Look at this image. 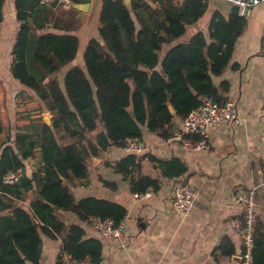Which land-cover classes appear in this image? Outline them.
Masks as SVG:
<instances>
[{
    "label": "trees",
    "instance_id": "1",
    "mask_svg": "<svg viewBox=\"0 0 264 264\" xmlns=\"http://www.w3.org/2000/svg\"><path fill=\"white\" fill-rule=\"evenodd\" d=\"M3 4L0 0V22ZM54 5L14 0L19 27L11 49L10 75L34 94L50 118L49 123L42 118L33 120L0 146V264H38L43 235L60 237V250L74 258L88 256L93 264H99L101 242L86 237L80 225L65 224L58 215L70 212L80 222L90 216L118 222L126 210L92 196L76 200L67 184L87 179L88 156L97 157L110 146H121L125 138L141 139L143 127L166 139L174 117L182 120L204 97L213 96L224 104L227 99L222 94L229 91L230 84L223 81L218 88L213 79L231 63L237 40L247 27L245 16L226 19L216 12L205 31L196 30L186 42L172 44L202 17L208 0L178 4L174 0H131L130 11L121 0H101L98 38L87 41L83 67L69 68L61 86L55 78L46 79L76 59L79 41L74 26L58 31ZM2 131L0 117V134ZM64 139L68 141L62 143ZM33 157L37 158L36 170L28 176L24 163ZM145 158L153 161L146 154H127L112 165L122 178L129 177L132 193L159 188L158 179L140 175V161ZM157 164L166 179L186 171L177 158ZM18 168L24 170L23 176L14 184H4L3 176ZM29 191L34 198L28 209L13 204H21ZM219 249L224 256L235 254L228 238ZM253 258L254 264H264L260 221L255 226Z\"/></svg>",
    "mask_w": 264,
    "mask_h": 264
},
{
    "label": "crops",
    "instance_id": "2",
    "mask_svg": "<svg viewBox=\"0 0 264 264\" xmlns=\"http://www.w3.org/2000/svg\"><path fill=\"white\" fill-rule=\"evenodd\" d=\"M88 3L89 7L84 12L71 8V3L67 4L64 0L51 3L55 4L52 7L53 21L59 26L58 31L70 25L74 26L73 33L77 35L78 41V34L87 41L98 38L101 3L96 8L91 0ZM59 4L66 9L63 12L70 15H61L63 12L56 10ZM248 10L249 13L245 15L247 27L237 40L231 63L220 76L213 79L218 88L221 82H229V91L222 95L235 103L241 119L239 124L213 125L209 129L208 148L197 152L188 151L180 143L163 139L143 127L141 140L146 145L143 154L153 161L148 158L140 161V175L159 181V188H148L143 198L134 197L129 177L124 179L112 169L114 163L129 154L121 146H110L97 157L88 156L87 179L67 184L76 200L92 196L119 204L126 210V227L119 239L99 235L86 221L80 222L73 213H59L58 216L65 224H78L85 231L86 237L101 242L99 264H239L236 258H239L243 249L242 238L233 228L232 221L242 216L238 195L252 189L256 191L257 221L262 223L264 230V1ZM2 12L0 114L14 116L18 111L29 108L28 104L43 106L31 91L22 87L10 75L11 49L19 27L15 18L14 0H4ZM81 18L83 27L79 28L77 20ZM207 25L199 30L205 31ZM186 31L189 32L186 38L173 40L172 44L186 42L194 32L193 26H188ZM84 48L79 46L80 63L75 59L62 68L59 84L62 82L63 85V76L69 68L75 65L83 67ZM167 48H162L161 56ZM234 64L238 65L237 69L233 67ZM20 92L24 94L20 102L24 101L25 95L32 97L35 102L25 103V106L18 104L17 94ZM36 112L32 117H36ZM22 115L25 114L20 113V117ZM40 115L43 116L44 111ZM10 120L12 125L16 121L12 117ZM180 123L181 119L174 117L170 132L178 129ZM22 125L24 122L20 118V127ZM171 158L179 159L186 171L177 178H162L157 161ZM102 180L114 183L115 187L105 186ZM182 182L190 183L196 191L192 208L186 215H179L171 208L175 187ZM26 194L32 193L29 191ZM224 238H228L235 249L232 256H224L219 249ZM60 247V237L41 236L38 264H58Z\"/></svg>",
    "mask_w": 264,
    "mask_h": 264
},
{
    "label": "built area",
    "instance_id": "3",
    "mask_svg": "<svg viewBox=\"0 0 264 264\" xmlns=\"http://www.w3.org/2000/svg\"><path fill=\"white\" fill-rule=\"evenodd\" d=\"M58 0H40L43 5H50ZM66 1L69 4V1ZM239 5L242 10L251 9L258 6L264 0H226ZM241 122L238 116L236 105L233 101L227 100L224 104L219 103L213 96L204 97L200 105L191 110L180 123L178 129L174 130L168 137L169 141L180 143L188 151H201L208 148L209 129L215 124ZM123 150L129 154L141 155L146 150L145 143L138 137L125 138L121 142ZM24 174L22 168L8 172L3 176L4 184L16 183ZM147 192L135 193V198H143ZM196 197L195 188L188 182L179 183L171 198V208L179 215H186L192 208ZM237 201L242 206L241 218L234 219L232 226L242 238V252L240 264H254L253 248L254 233L257 223V200L256 191L250 190L248 193L240 194ZM125 215L120 221L115 222L112 218H100L90 216L87 225L101 236L114 239L121 238L126 227ZM59 264H93L90 257L85 256L81 259L74 258L70 253L61 251L58 257Z\"/></svg>",
    "mask_w": 264,
    "mask_h": 264
},
{
    "label": "rangeland",
    "instance_id": "4",
    "mask_svg": "<svg viewBox=\"0 0 264 264\" xmlns=\"http://www.w3.org/2000/svg\"><path fill=\"white\" fill-rule=\"evenodd\" d=\"M174 1H175V3L178 4V3H180L181 0H174ZM56 10L58 12H60V11L63 12V10H66V9L63 8L62 4H59L57 6ZM64 14L67 15V16L70 15L69 13H65V12L61 13V15H64ZM57 16H59V15H57ZM82 19L83 18H81L80 20H77V25L80 26L79 28L83 27V23L81 22ZM72 21H73L74 24H76V22L73 19H72ZM188 33L186 31V33L182 36V39L186 38L188 36ZM78 36H79V46L80 47H84L85 43L87 41V40H85L86 38H84L81 34H78ZM76 60H78L79 63L81 62L80 54L76 57ZM53 78L57 79V81L61 80L60 71L57 74H54L51 77L47 78L46 81H48L49 79H53ZM60 85H62V82H60ZM18 97H19V100L17 102L18 104L22 103L24 105L25 103H28V102H35V100L32 97H29V96H26V95L24 96V97H26L24 99V101L22 100L20 102V97H22V96H18ZM28 106H29V108H25V110L21 111V112L18 111L14 116H8L7 113H4L3 115L0 114L1 122H2V126H3V131H2L3 135H1V137H0V146L6 140H12V138L14 136V133L16 131H19L20 128L29 125L30 122H32L35 119H39V118L43 119V116H41L40 114H42V111H44V114H45L46 111L44 110V108L41 107V105H36L34 103H31V104H28ZM34 111H37L36 114H35L36 117H32L34 115ZM20 113L21 114L24 113L25 115H22V117H20ZM11 117L14 118L17 121V122L15 121V123L13 125H12L11 120H10ZM20 118H22L23 122H24V125H22L21 127H20ZM48 118H49V115H48ZM97 125L99 126L100 123H98ZM67 141H68L67 139H64V140H62V143H65ZM24 164H25V174H27V175L31 174L33 171L36 170L37 158L33 157L31 159H28L27 161H25ZM33 198H34V193H32L30 195L25 194L24 199H23V202H25V203H21L20 204V201H19V202H13V204L19 205V206L21 205L22 207L28 209L27 203H29Z\"/></svg>",
    "mask_w": 264,
    "mask_h": 264
},
{
    "label": "water",
    "instance_id": "5",
    "mask_svg": "<svg viewBox=\"0 0 264 264\" xmlns=\"http://www.w3.org/2000/svg\"><path fill=\"white\" fill-rule=\"evenodd\" d=\"M92 5L96 8L100 3L101 0H91ZM122 4L127 8V10H131V0H121ZM89 7V3H71V8L79 11L84 12L87 11ZM216 12H219L223 17L228 19L230 16H245L249 13V10H242L239 5H236L234 3H231L226 0H208V7L207 10H205L202 17L193 25V30H199L201 28H204L205 25H207L213 18L214 14ZM168 110L170 113H173L174 110L170 104H168ZM130 116L132 117V110H128ZM43 119L45 123L49 122L48 113H45L43 115ZM31 220L33 224H36L35 220L31 217ZM238 260V263H241V258H236Z\"/></svg>",
    "mask_w": 264,
    "mask_h": 264
}]
</instances>
